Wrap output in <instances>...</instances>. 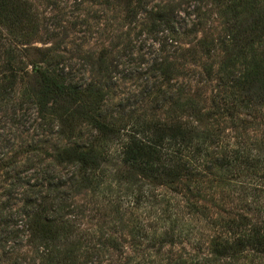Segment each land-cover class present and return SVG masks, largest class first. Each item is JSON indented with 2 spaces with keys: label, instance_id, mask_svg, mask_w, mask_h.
<instances>
[{
  "label": "trees",
  "instance_id": "trees-1",
  "mask_svg": "<svg viewBox=\"0 0 264 264\" xmlns=\"http://www.w3.org/2000/svg\"><path fill=\"white\" fill-rule=\"evenodd\" d=\"M154 1L106 3H117L130 24L141 25V33L159 45L151 62L141 63L142 71L124 72L106 52H77L82 64L73 69L74 58L59 53L60 46L35 48L45 23L35 3L0 0V131H10L0 134V264H34L20 256L22 238L37 251L44 248L40 264H103L107 254L108 264H134L135 255L126 256L130 242L113 233L101 234L100 253L86 251L79 232L88 207L76 199L91 192L116 212L146 205L158 219L176 215L158 189L223 233L214 240L207 264L264 259V0H193L223 8L224 30L188 48L180 39L201 31V24L188 28L178 21L181 2L151 6ZM124 35L115 36L116 42ZM126 36L125 48L133 55L135 40L129 32ZM35 50L38 55L31 53ZM188 59L207 60L196 90L173 83L185 75ZM120 81L133 82L137 90L114 106ZM215 82L207 97L206 89ZM219 173H233L236 191L246 200L251 197V205L245 201L248 215L208 219L209 208L199 204L207 202L205 187L214 188V178L230 183ZM104 216L95 222L97 230L84 232H109ZM117 219L111 232L124 229ZM152 230L147 225L136 232ZM161 231L185 232L178 226ZM139 237L133 234L136 253L144 246ZM153 240L144 251L168 241ZM88 247H96L91 239ZM145 262L142 256L136 264Z\"/></svg>",
  "mask_w": 264,
  "mask_h": 264
},
{
  "label": "rangeland",
  "instance_id": "rangeland-1",
  "mask_svg": "<svg viewBox=\"0 0 264 264\" xmlns=\"http://www.w3.org/2000/svg\"><path fill=\"white\" fill-rule=\"evenodd\" d=\"M36 7L40 10L43 16V21L45 20L44 27L41 29L39 35L36 37V41L33 46L35 48H40L42 51L48 49H54L56 46H60L61 53L66 58H74L71 65L73 69H78L81 66V61L77 59L78 53L81 50L85 52H91L96 55L101 53H109L117 61L121 62L120 70L124 71H142L145 68V64L142 62H147L153 59L151 53L154 50H158L159 45L149 39V36L145 35L142 26L137 23L130 24L129 20L125 18V13L121 7L116 5H107L106 3L110 0H32ZM181 2L182 9L180 13V21H185L191 28L193 25L201 24V31L190 36L182 37L180 40L184 48H188L190 42H197L202 39L207 34H213L215 37H220L223 35V22L224 17L221 12L223 8L216 5L212 1H205L200 3V1L193 0H156L152 5L161 3H173ZM143 20V16L140 17V22ZM132 34L134 38V54H130L126 50V35L128 32ZM119 33L125 34L124 39L116 42V37ZM56 35V37H54ZM136 43V44H135ZM122 44V45H121ZM152 45V46H151ZM37 54V51L31 52ZM206 59H199L198 61L191 62L188 59L187 62L182 67V71L185 73L184 76H179L173 81L174 84H189L192 90H196L199 85L197 79L199 78L198 73H202L201 66ZM172 83V84H173ZM121 90L113 98L112 105H116L120 101H123L127 92L136 91L137 87L134 86L133 82L130 81H120ZM216 82L212 83V86L207 88L205 95L210 97L212 95V89L215 87ZM20 93V92H18ZM2 108L0 109V120L3 116ZM1 125H3L1 123ZM10 131L6 130L0 131V134H9ZM228 134L233 136L234 133L228 130ZM252 131L250 136H252ZM87 138V136L85 137ZM29 140V139H28ZM52 145L48 144L45 147L46 151L51 150ZM47 161V160H46ZM49 162V160L47 161ZM220 176L227 177L230 179L232 186H225V184L218 183L221 182L218 178L215 183V187L211 188L207 185L204 189V199L199 201V204L205 205L209 208L208 219H213L219 221L220 219H228V214L230 213H246L248 215L247 208H245V201L247 205H251V197L248 195L247 200L238 192L236 188L239 183L234 181L232 178L233 173H219ZM227 182V181H226ZM6 184V183H2ZM118 189V188H117ZM122 195H126L125 187L121 189ZM2 191H0L1 193ZM87 195L80 196L76 199L77 204H83L88 207L86 217L81 222V229L83 232H79L84 238V247L87 248L86 251L91 254L100 253L99 242L104 239H99L102 233H113L114 236H123L130 243L127 246L126 256L134 257L136 264L142 256H146L145 264H207V261L212 257V244L214 240L219 239L223 236L222 232H216L217 230L213 228L210 222L212 220H204L198 215H194L190 209L187 208V204H182L178 197L172 195L169 191L157 190V194L163 198L166 203H169L173 212H177L176 215H172L169 218H160L159 214L151 213L146 209V205H141L139 209L127 210L122 208L120 212L113 210V207H108L104 200L99 197L94 196L91 192H84ZM94 198V204L91 201ZM244 200V201H243ZM179 201V202H178ZM192 203L197 202L198 199H192ZM21 206L19 204L16 206L18 209ZM93 208L98 209L94 211L93 214L89 213ZM226 212H225V211ZM98 217L95 219V216ZM106 214V215H105ZM105 215V216H104ZM104 216L105 228L109 232H84L95 231V222L98 221L99 217ZM122 221H119V219ZM117 219V227L124 229L121 232H111L110 227L114 225V221ZM152 227V232H136V229L147 226ZM178 226L185 230V232H162L161 228L167 229L169 227ZM159 230L158 232H153ZM90 233V234H89ZM90 236H89V235ZM133 234L139 235L140 239L138 241L144 243L142 250L135 252L132 249ZM148 236L149 240L142 239ZM163 238L168 240L164 242L161 240L156 244L155 247L149 248L144 251L147 245H151L154 241L153 237ZM92 240L91 249L88 247V240ZM23 240V247L21 249V257H25L29 263L40 264V257L43 254V247L37 251L35 248L28 246L25 238ZM147 241V242H144ZM11 246V244H9ZM89 249V250H88ZM159 250V252H157ZM135 252V253H134ZM107 254L103 260V264H108ZM124 256V257H126ZM112 257L117 258V256ZM97 264V263H94ZM257 264H264V259L259 260Z\"/></svg>",
  "mask_w": 264,
  "mask_h": 264
}]
</instances>
